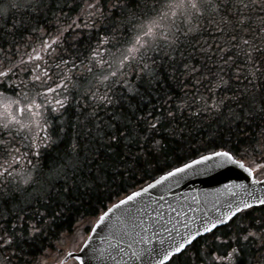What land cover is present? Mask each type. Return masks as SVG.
Masks as SVG:
<instances>
[{"label":"snow or ice","instance_id":"obj_1","mask_svg":"<svg viewBox=\"0 0 264 264\" xmlns=\"http://www.w3.org/2000/svg\"><path fill=\"white\" fill-rule=\"evenodd\" d=\"M0 156V264L80 227L98 264H264V189L199 226L146 199L207 162L264 184V0H0Z\"/></svg>","mask_w":264,"mask_h":264},{"label":"water","instance_id":"obj_2","mask_svg":"<svg viewBox=\"0 0 264 264\" xmlns=\"http://www.w3.org/2000/svg\"><path fill=\"white\" fill-rule=\"evenodd\" d=\"M194 167L196 170L188 171L179 182H176L175 178L169 177L161 185L150 189L146 199L156 202L153 204V208L162 207L166 216L170 214L175 217V212H167L168 205L170 204L173 208L183 206L185 214L192 217L196 226H199L206 214L209 216L219 214L217 209L225 207V200L233 199L231 192H236L239 196H243L244 188L254 189L257 194L264 189V184L252 185L247 173L234 166H228L231 168L230 171L226 168H217L211 162ZM156 178L158 179L159 176ZM257 180H264V177ZM225 184L229 185L230 191L224 188ZM236 185H243L244 188H237L235 187ZM188 205H191V211L187 207ZM106 235L104 228L92 233L91 236L88 234L85 240H88L89 243L87 245L83 243L78 252L69 253L67 258L73 257L78 264H98L96 260L90 259L92 248L106 247L101 240V237ZM103 264H110V262L104 261Z\"/></svg>","mask_w":264,"mask_h":264},{"label":"trees","instance_id":"obj_3","mask_svg":"<svg viewBox=\"0 0 264 264\" xmlns=\"http://www.w3.org/2000/svg\"><path fill=\"white\" fill-rule=\"evenodd\" d=\"M85 63H87V61H85ZM60 71L63 72V66L61 67ZM41 135H43V133H41ZM210 147L211 146H209V148ZM199 154H201V153H197L196 155L198 156ZM21 155H22V153H21ZM188 158H195V157H188ZM7 159L10 161L11 157H7ZM243 162L245 164H247V161H243ZM172 163H175L174 159L172 160ZM19 165H13V167L14 168L18 167L17 169L22 168V167H19ZM0 166H5V167L7 166V165H5V157L0 156ZM253 167H255V166L253 165ZM162 173L163 172L152 173V176L155 178V177L161 175ZM254 173H260V171L256 170V171H254ZM137 181L138 182L135 184L134 188L129 189V188L126 187L123 191H121L120 192V198L123 197L125 192H130L131 190L138 189V188L142 187L143 185H145L146 183H148L151 180L147 176H145L144 180L142 182L139 181V177H137ZM128 183L131 184L132 181H128ZM116 200H117V197L113 196L112 197V202H116ZM108 206H110L109 201L108 200H104V208L106 209ZM95 207H96V215H98L99 214V210H100V206L99 205H95ZM81 211H83L87 215V219L85 221V226L88 227V229L90 230L91 223L94 221V216L88 214V213H90L91 210L88 209L87 207L81 209ZM68 228H73V229L77 228L75 220H72L71 224L66 223V222L62 223V226L60 227V229L56 233V236L59 237L62 233H65L66 229H68ZM87 234H88V232H85L84 228L80 227L78 231H74L73 232L72 236L78 235V236H81L82 239H84L87 236ZM67 240L63 244H59L58 245L57 241H56V238L53 237L50 240L46 241L43 245H37V247L39 248V251L31 250V252H32L31 255L37 256V255H46L47 253H49V254H54V253H56V254L59 253L60 254V253H63L64 249L66 248L65 244L67 243ZM49 243L52 245L51 248L48 247ZM217 253H219V251H217ZM0 259H2V257H0ZM30 260L36 261V258L33 257ZM13 262H15V261H13ZM36 262H34V263H36Z\"/></svg>","mask_w":264,"mask_h":264},{"label":"flooded vegetation","instance_id":"obj_4","mask_svg":"<svg viewBox=\"0 0 264 264\" xmlns=\"http://www.w3.org/2000/svg\"><path fill=\"white\" fill-rule=\"evenodd\" d=\"M259 176H263L261 175L260 173H257L256 174V177H259ZM76 248H77V245H75L74 247H70L68 248V250H75L76 251ZM218 255V254H217ZM35 257L36 258V261H32V264H77L76 261L74 260H71V259H68L67 261L64 260V257H65V253L63 255H59V254H53L51 256H49L47 259L43 260L42 258L44 257V255H37V256H34V255H31L29 258H33ZM65 262V263H63ZM36 262V263H34ZM13 264H15V262H13ZM203 264H208L207 263V260L206 259H203ZM221 264H226V263H223L221 262Z\"/></svg>","mask_w":264,"mask_h":264},{"label":"rangeland","instance_id":"obj_5","mask_svg":"<svg viewBox=\"0 0 264 264\" xmlns=\"http://www.w3.org/2000/svg\"><path fill=\"white\" fill-rule=\"evenodd\" d=\"M86 87H87V84H86V83L83 84V85H81V88H82V89H83V88H86ZM9 95H13V94L9 93ZM13 98H15V97L13 96ZM20 165L23 166L22 164H20ZM81 239H82V237H81V236H78V235L70 236V237L68 238L67 243L65 244V246H66V247H68V246H70V247H74L76 244L80 243ZM65 246H64V247H65ZM200 251H201V253L203 254V253L205 252V249H201ZM58 254H59V253H58ZM216 254L219 255L220 252H219V253H216ZM50 255H51V254L47 253L42 259L45 260V259H47ZM203 259H206L208 264H216V262L212 260V256H211V254L204 255V256H203ZM223 263H226V262H223ZM69 264H70V263H69Z\"/></svg>","mask_w":264,"mask_h":264}]
</instances>
